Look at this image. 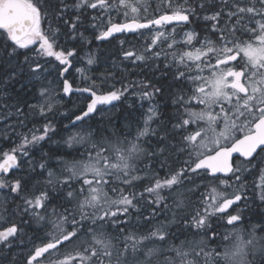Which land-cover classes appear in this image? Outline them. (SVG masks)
I'll use <instances>...</instances> for the list:
<instances>
[{"label": "snow or ice", "instance_id": "1", "mask_svg": "<svg viewBox=\"0 0 264 264\" xmlns=\"http://www.w3.org/2000/svg\"><path fill=\"white\" fill-rule=\"evenodd\" d=\"M89 30L138 37L119 43L144 78L76 68L74 89L68 45ZM53 70L89 94L61 132ZM128 94L144 110L127 131L87 123ZM0 124V264L26 241L23 264H264V0H0ZM57 135L74 151L44 152Z\"/></svg>", "mask_w": 264, "mask_h": 264}, {"label": "trees", "instance_id": "2", "mask_svg": "<svg viewBox=\"0 0 264 264\" xmlns=\"http://www.w3.org/2000/svg\"><path fill=\"white\" fill-rule=\"evenodd\" d=\"M85 35L88 36L92 43L90 44H80L72 42L68 46H75L78 51V58L73 60V67L69 69V72L65 74V77L72 83L73 88L77 87H85L87 86V81H85L81 74L76 72V68H87V74L92 76L93 79L103 78L108 76L110 72H116L117 80L108 79V84L115 83L116 87H121V84L117 82L121 75L125 77L124 83L127 84L129 81H137L144 78V74L140 68H134L128 61H123L122 51L119 41L125 40V47H128V42L131 41L137 46H140L142 41L135 37L134 35H123L119 36L107 41H97L93 38L92 31L89 30L85 32ZM83 49V51H81ZM91 51L96 54L97 61L95 64L91 66H87V56L86 54ZM115 65V66H114ZM117 68L124 69L123 73L117 71ZM49 80L52 81V86L57 88L59 94L56 96V100L58 101V112L56 115V123L58 132L63 131V125L69 123L68 119L65 118V114L68 116H73L74 114H80L81 110L85 109L86 104L88 102L87 95L83 93H73L70 96H66L62 91H59V85L61 80L57 77V72L55 70L52 71L49 76ZM99 83V79L97 80ZM19 86H17L18 88ZM138 99L133 97L131 94H128L126 98H122L117 101L113 106L107 107L105 110L100 107L97 113L91 115L90 118H86L87 123L94 127L98 128H107L109 131H127L129 125H134L136 121L139 120L141 112L144 109H141ZM101 109V110H100ZM101 111V113H100ZM163 111V119H167L168 115L172 112L171 106L162 109ZM99 112V113H98ZM105 112V114H104ZM14 122V121H12ZM4 124H0V128H3ZM18 131H23V129H18ZM64 135H67L64 132ZM12 140L15 141V137H12ZM60 141V136H54L53 140L50 142H45L41 145L44 152L55 153L58 150L61 152H73V149L66 148L62 143H58ZM153 145L155 144V138H152ZM10 143L0 139V149L7 150L10 147ZM82 151V150H81ZM34 160H39L41 156L40 149H34L32 152ZM71 158V157H67ZM55 163V160H53ZM26 168V166H25ZM25 168L21 170H16V176L26 175ZM39 171V170H38ZM164 173L161 172V176ZM39 178V177H38ZM232 191L233 189H229ZM13 196L15 194H12ZM8 196L7 190H0V199ZM249 196H251V192H249ZM20 201H15V203H19ZM254 211H259L260 208L256 205H253ZM246 222L242 225L244 227H249L254 223H257V219L253 217L251 212H245ZM223 228H229V226H224L223 222H221V227L218 230L219 232H223ZM28 235L31 236V230H27ZM224 233V232H223ZM39 242V241H37ZM226 243V242H225ZM30 244L21 245L13 250V255L17 256L20 264H23V258L27 253V248L30 247ZM215 246V245H213Z\"/></svg>", "mask_w": 264, "mask_h": 264}, {"label": "water", "instance_id": "3", "mask_svg": "<svg viewBox=\"0 0 264 264\" xmlns=\"http://www.w3.org/2000/svg\"><path fill=\"white\" fill-rule=\"evenodd\" d=\"M123 35H133V34H116V36L115 37H113V38H116V37H119V36H123ZM113 38H111V39H113ZM75 89V88H74ZM73 93H79V92H75V91H73L71 94H73ZM71 94H65L66 96H70ZM83 94H85V95H89L88 93H83ZM117 101H114L111 105H103V106H98V109L100 108V107H111V106H113L115 103H116ZM236 158H238L237 156H235L234 155V159H236ZM14 171H16V170H14Z\"/></svg>", "mask_w": 264, "mask_h": 264}, {"label": "rangeland", "instance_id": "4", "mask_svg": "<svg viewBox=\"0 0 264 264\" xmlns=\"http://www.w3.org/2000/svg\"><path fill=\"white\" fill-rule=\"evenodd\" d=\"M177 31H180V30L177 29ZM137 102L139 103V100H138ZM139 106H140V103H139ZM102 108L105 110L107 107H102ZM107 109H108V108H107ZM100 110H101V109H100ZM98 113H99V112H98ZM100 113H101V111H100ZM104 114H105V112H104ZM221 187H223V186H221ZM228 191H230V190L228 189ZM259 211H260V210H259ZM250 226H251V225H250ZM250 226H249V227H250ZM241 227H244V226L241 225ZM231 228H232V226H229V228H226V229L223 228L222 231H223L224 233H226V232H228L229 230H231ZM223 232H222V233H223ZM31 236H32V235H31ZM37 243H38V242H37Z\"/></svg>", "mask_w": 264, "mask_h": 264}, {"label": "flooded vegetation", "instance_id": "5", "mask_svg": "<svg viewBox=\"0 0 264 264\" xmlns=\"http://www.w3.org/2000/svg\"><path fill=\"white\" fill-rule=\"evenodd\" d=\"M195 27H199V25H194ZM177 29L180 30V31H177V33H181V27L180 26H177ZM179 38V37H178ZM238 159V158H236ZM255 224V223H254Z\"/></svg>", "mask_w": 264, "mask_h": 264}]
</instances>
